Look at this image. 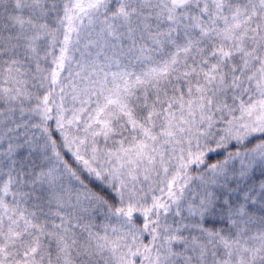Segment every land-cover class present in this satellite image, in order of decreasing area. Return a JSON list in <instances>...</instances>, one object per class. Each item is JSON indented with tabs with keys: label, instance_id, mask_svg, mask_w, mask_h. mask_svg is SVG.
I'll return each mask as SVG.
<instances>
[{
	"label": "snow or ice",
	"instance_id": "snow-or-ice-1",
	"mask_svg": "<svg viewBox=\"0 0 264 264\" xmlns=\"http://www.w3.org/2000/svg\"><path fill=\"white\" fill-rule=\"evenodd\" d=\"M0 264H264V0H0Z\"/></svg>",
	"mask_w": 264,
	"mask_h": 264
}]
</instances>
